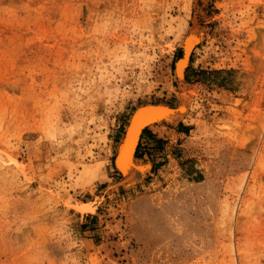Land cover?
Wrapping results in <instances>:
<instances>
[{"label": "rangeland", "instance_id": "obj_1", "mask_svg": "<svg viewBox=\"0 0 264 264\" xmlns=\"http://www.w3.org/2000/svg\"><path fill=\"white\" fill-rule=\"evenodd\" d=\"M0 264H264V0H0Z\"/></svg>", "mask_w": 264, "mask_h": 264}, {"label": "bare ground", "instance_id": "obj_2", "mask_svg": "<svg viewBox=\"0 0 264 264\" xmlns=\"http://www.w3.org/2000/svg\"><path fill=\"white\" fill-rule=\"evenodd\" d=\"M194 36V37H193ZM196 34H192L190 37L186 38L185 40V51L183 53V56L178 60L177 65V73L178 75H181L183 71L185 70L188 60L190 51L192 49V39L195 38ZM197 38V37H196ZM172 110L168 107L163 106H157V107H146L143 110L137 112L132 120L131 127L130 125L128 128H132V133L130 134L129 140H124L121 142L118 155L116 157V163L118 164V167L120 170L125 174H133V170L138 169L141 172L146 170L147 168L146 163L144 165H139L134 163V152L138 143V139L140 137V134L142 132V129L144 127H152L155 125V122L158 123V121L164 119L168 120L173 117H175L178 113H173ZM150 164V163H149ZM130 176V175H129Z\"/></svg>", "mask_w": 264, "mask_h": 264}, {"label": "water", "instance_id": "obj_3", "mask_svg": "<svg viewBox=\"0 0 264 264\" xmlns=\"http://www.w3.org/2000/svg\"><path fill=\"white\" fill-rule=\"evenodd\" d=\"M157 106H163V105L146 104V105H142V106L138 107V108L134 111V113L132 114L128 126L130 125V127H131L132 120H133V118H134V116H135V114H136L137 112L143 110V109L146 108V107H157ZM163 107H166V106H163ZM168 108H169V107H168ZM128 126H127V128H126V131H125V134H124V137H123L122 141L124 140V138H125L126 140H129V138L131 137L130 134L132 133L133 130H132V128H130V127L128 128ZM122 141H121V142H122ZM120 144H121V143H120ZM119 148H120V146H119ZM118 152H119V149H118ZM117 155H118V153H117ZM117 155H116V157H117ZM115 163H116V158H115ZM116 165H117V167H118V164H117V163H116Z\"/></svg>", "mask_w": 264, "mask_h": 264}, {"label": "trees", "instance_id": "obj_4", "mask_svg": "<svg viewBox=\"0 0 264 264\" xmlns=\"http://www.w3.org/2000/svg\"><path fill=\"white\" fill-rule=\"evenodd\" d=\"M142 132H143L144 134H150V135L153 134V133L150 131L149 128H144Z\"/></svg>", "mask_w": 264, "mask_h": 264}, {"label": "crops", "instance_id": "obj_5", "mask_svg": "<svg viewBox=\"0 0 264 264\" xmlns=\"http://www.w3.org/2000/svg\"><path fill=\"white\" fill-rule=\"evenodd\" d=\"M153 133H154V131H153Z\"/></svg>", "mask_w": 264, "mask_h": 264}]
</instances>
